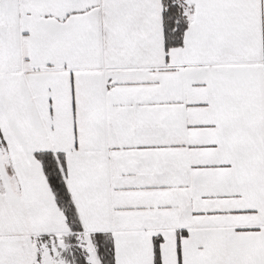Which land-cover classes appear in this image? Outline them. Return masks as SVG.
I'll return each mask as SVG.
<instances>
[{"label":"snow or ice","instance_id":"1","mask_svg":"<svg viewBox=\"0 0 264 264\" xmlns=\"http://www.w3.org/2000/svg\"><path fill=\"white\" fill-rule=\"evenodd\" d=\"M0 264H264V0H0Z\"/></svg>","mask_w":264,"mask_h":264}]
</instances>
